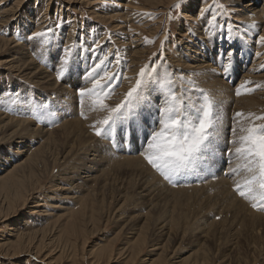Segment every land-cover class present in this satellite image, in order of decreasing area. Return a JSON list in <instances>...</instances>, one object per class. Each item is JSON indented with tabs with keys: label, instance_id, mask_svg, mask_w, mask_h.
I'll return each instance as SVG.
<instances>
[{
	"label": "rangeland",
	"instance_id": "1",
	"mask_svg": "<svg viewBox=\"0 0 264 264\" xmlns=\"http://www.w3.org/2000/svg\"><path fill=\"white\" fill-rule=\"evenodd\" d=\"M248 1L246 0L244 3ZM258 3L261 7L262 1L258 0ZM176 5H179V7H176ZM47 6L46 18L42 19L41 14L44 13ZM237 6V3H234L233 0H28L24 4L22 11L26 8L27 10H25L26 14L22 22L30 20V23H27L28 27L24 28L21 38L17 36L18 33L14 34L15 44L23 46L27 43L26 47H29L30 43L34 45L36 42L45 43L44 45L36 43L35 46H30L28 50L33 54L35 52L32 56L35 58L34 61L37 65L46 69L48 73L56 75L55 73L60 67L59 61L65 58L64 48L61 47L66 40L67 49L71 50L68 55V70L60 80L56 79L57 76H54V80L59 88L65 85L68 86V91L48 89L49 87H46V85L35 88V86L18 77L17 73L10 72L7 67L0 64V83L5 85L0 87V132L2 134L12 132L15 129V124L19 123L18 121L21 122L27 119L29 123L23 122V124H20L22 130L24 128H27V130L29 128L36 129L37 127V130H48L51 139L59 145L56 152L60 155L63 152L65 153L66 150L69 151L71 148L70 140L77 142V136L82 130V132L89 134L91 141L89 140L90 142L87 143L93 144L91 145L93 149H96L99 143L106 142L108 144L106 146L107 152L103 148L99 150V153L103 156H107L110 151L123 157L137 156L148 173L142 179L146 178L149 184L150 181L155 180L163 188L171 190L184 188L187 190L170 193L161 191V196L154 197L153 202L158 205L156 206L163 207L162 209L168 211L177 222V225L174 223L168 225V229L172 226L171 233H168V236L157 234L154 231L155 228L150 225L147 227L148 230L147 228L144 230L146 235L144 234L143 238H146L142 239L137 244L138 246L132 248L133 245L131 244L136 240L137 232L143 225V220H145L143 216L149 213L148 209L150 208V205L147 206L150 202L148 203L145 198L135 194L137 190L139 191V186L136 183L140 177L136 176L137 172L134 173L131 169H128L129 165L135 164V162L123 161L103 166L101 169L107 167L104 174L107 176L103 175L104 180L112 184L105 189L103 194H99L98 191H94L92 188L82 192L81 189L76 190V192L72 189L65 191L64 189L67 188L66 183L64 181L57 182L60 173L65 170L64 166L61 169H48V172L46 171L41 177L40 172H36L40 174H36V177L40 179L34 188H32L33 185L27 187V191L32 188L29 191L30 193H22L26 185H23L24 189L20 188L21 196H25L24 203L20 196L16 197L18 201L10 208H7L6 204V207H4V204L1 205V203L3 195L6 194L4 191L7 190H0V246L9 244L10 241V244H12L17 237L27 235V233H32L35 236V238L26 236L24 237L25 240L23 239V241H30L34 238L29 254L23 253L19 257L10 259V256L6 257V254H4L5 246L3 249L1 247L0 264H48L50 261L49 264H186L188 261L192 263L194 259L198 261L201 257L207 259L204 262L205 264H264V210H259V206L264 201L257 199L256 202L254 200L259 205L255 211L259 215L258 218L251 219L244 214V210L247 208L244 204H248L249 210L254 209L252 207L253 200L241 197L237 190H233L234 186L231 185L232 189L228 188L229 192L233 190L235 193L232 192L233 196L236 195L239 200L242 199L243 206L234 205V208L239 211L236 220L234 217L226 218L223 216L224 212L217 215L218 209L221 208V203L217 201L221 191L208 196L201 204L197 205L194 198L196 194L202 192V189L188 188H197L202 184L197 182H194V184L192 183L193 180L185 179L194 178L197 181V176H202L206 180H210V178L211 180L218 179L223 171L225 172L221 175L226 177V163H229L230 160L232 162L238 157L234 154V150L236 146H239V138L247 135L246 129L248 127L264 125L263 120L256 119L258 116L264 117V107L259 113H252L250 109L252 105L259 107L264 105L261 102L264 99V81L256 80L243 89L239 86L241 91L239 96L232 93V89H235L238 85L236 80L240 78L241 73L238 72L240 68L244 67L242 71H245L250 65V61L258 57L255 48L263 49L262 52H264V43H258L259 37L264 36V13L252 25H242L241 28L240 23L233 21V10ZM185 11L196 14V16L201 15L200 20L197 21L198 23L188 20L191 29H194L200 23L201 30L206 28L207 25L208 29L211 30L210 37H212L209 41H202V47L200 48L211 68H207L198 74L185 71L180 63L182 58L179 56L178 49L184 47L183 45L188 40L187 36L183 38L180 35V32L185 33L188 28V23H183V18L181 19L182 13ZM205 13L206 15H204ZM135 16L138 19L141 17V22L148 24L145 29L139 30L136 35L134 34L136 40H140L139 44L147 53H145V58L142 59L144 61H141L138 65L135 77H132L130 70L132 71L133 68L128 67L131 66L132 58L130 57H132V53L128 50L135 47L132 45V48L127 50L124 47V42H129L128 35L131 32L132 23L134 22L135 25L136 22L137 24ZM41 19L43 22L46 20V22L42 26L44 29L41 27L38 32H46V39L44 37L29 39L28 37L33 35L30 34V30L34 27L33 23ZM41 23L38 22L40 25ZM188 34H190L189 30ZM218 48H221L220 54L217 52L214 59L208 56L209 51ZM229 51L233 53L230 60L227 57ZM11 54H14V51L10 46H7L6 49L1 51L0 62L9 59ZM101 59L104 60V64L97 70V75L103 76L107 72L110 76H114L111 81H102V84L105 85L104 91L108 94L104 99V103L110 107H115L124 99L129 88L135 85L140 69L150 66L147 69L149 74L143 78L144 83L140 90L142 100L137 108L138 120L143 128L142 130L137 129L127 142L123 139V126L117 127L107 138L96 137L92 125L97 124V121L102 120L107 113L100 110L98 105L93 104V97L85 95L83 99L79 95L80 89L92 88L91 79H86L85 74ZM225 65L228 66L227 72L224 71ZM221 70L223 74L219 75ZM161 76L167 81H171L170 84H167V89L174 90L177 96L183 92L185 102L188 104H195L199 107L203 103V94H207L214 105V113L219 118L217 123L218 136L213 140L210 150L197 161L192 171H189L188 174H180L174 179L173 183L165 181L147 164L141 155H137L141 154L138 153L139 151L142 152L145 149L147 135L152 129L153 121L157 120L159 108L164 102L166 89L162 88L158 81ZM132 80H134V83L130 85ZM124 87V91L120 92ZM112 93L113 97L119 93L118 96L121 98L115 96L113 99ZM241 95L246 100L245 102L239 99ZM116 97L118 98L117 102L114 101L117 99ZM248 100L251 101L249 106H247ZM43 105H48V107L43 108ZM94 108L95 110H93ZM34 109L42 116L41 119L32 118ZM237 112L243 115L237 117L235 115ZM97 126L99 125L97 124ZM233 128L236 129L235 133H233ZM241 129H245V131L242 132ZM18 131H20L19 136H22L21 139H17L20 144L4 146L0 149V170L2 171L5 169L9 171L14 165L23 162L26 158V154H16L14 151L26 149L31 144L37 146L46 138L42 134L28 137L26 131L22 132L21 129ZM80 138H83V136L81 135ZM85 139L83 138V140ZM234 140L237 141L235 145L232 143ZM73 148H76V146L73 145ZM231 156H234V159ZM73 161H69L68 165H71ZM228 163L227 165L231 167ZM244 163L240 159L241 171H239L241 175L238 182L241 183V188L244 187L243 180L251 176V173L245 171ZM232 169L234 175L239 172L236 170L234 173V168ZM5 174L1 173L0 177ZM233 174L228 175L233 177ZM136 179L138 180L136 181ZM121 181L127 185L128 189L120 199V197L117 198V195L124 192L125 189V187L122 190L118 189L117 185ZM188 183L192 184L189 186ZM174 184L176 186H173ZM227 185L230 187L229 184ZM217 188L215 187V189ZM56 190L58 191L56 192ZM93 191L95 195H90L89 193ZM260 191L257 187L256 193ZM109 193L112 198L108 195ZM125 198L126 200H124ZM37 203H46V207H40L39 210H47V216L32 213L33 210H36L33 206ZM157 209L154 210V218L162 215L160 210ZM186 214L189 215V220L185 219ZM161 219H164V217ZM165 221H168V216ZM222 224H229L232 226L231 228H238L237 235L235 237L223 233L220 235L218 229ZM173 230L175 232L172 233ZM205 230H207L206 235ZM17 234L19 235L17 236ZM251 234L253 235L249 236ZM40 238L42 241H46H41L44 247L40 254L35 255L33 247H36V244L38 245L37 242ZM59 238L64 243L57 241ZM65 239L69 240L70 243ZM165 240H167L166 243ZM47 242L51 243L47 244ZM252 243L259 246L256 251H254ZM58 245L61 247L59 248ZM46 248L49 250L47 251ZM61 249H64L63 253ZM108 251H111L110 259L108 258ZM59 256H61L60 259H58ZM73 256L75 260L72 258ZM100 256L101 260L97 261L96 258L99 259ZM186 256L187 259H185ZM65 258H67V261ZM188 258L190 259L188 260ZM47 260L48 262H46ZM198 263H201V261H198Z\"/></svg>",
	"mask_w": 264,
	"mask_h": 264
},
{
	"label": "bare ground",
	"instance_id": "2",
	"mask_svg": "<svg viewBox=\"0 0 264 264\" xmlns=\"http://www.w3.org/2000/svg\"><path fill=\"white\" fill-rule=\"evenodd\" d=\"M28 0H0V55H1V51L3 49H6V47L10 46L13 51H14V54H11L9 56V59H6V60H3V62H0V64H2L3 66L7 67L8 70L10 72H15L18 74V77L22 78L24 81H27L28 83H30V85L32 86H35V88H38V87H41L43 85H46V87H49L48 89H59V91H65L67 92L68 91V86H62L59 88V86H57V84L55 83V80H54V74H50L46 71V69H43L40 65H37L35 63V58H33L32 56V52H29V48L30 46L33 47L36 45L33 44V43H28L29 44V47H26V44L25 45H20V44H15L14 42V34L16 35L17 33V36H19V38H21V36L23 35V31H24V28L25 27H28L27 26V23H30V20H27L26 21H23L22 22V19L24 17V15L26 14V9H23L24 7V4L27 3ZM51 1V0H50ZM244 1L246 0H233L234 3H237V7L234 8L233 10V21L234 22H238V24L240 23L241 24V28H242V25L244 26H249V25H252L253 23H255L254 21L260 19V16L264 13V0H261L262 1V4H261V7H259V3H258V0H249L248 2L244 3ZM30 3V2H29ZM204 10V9H203ZM48 12V6L46 7V9L44 10V13L41 14L42 15V19L46 18V14ZM145 13V12H144ZM38 14V13H37ZM203 14V13H202ZM206 15V13L204 14ZM201 16V15H200ZM200 16H196V14H192L188 11H185L182 13V22H187L188 23V28L186 29V32H180V35L181 37L183 38H186V36L188 37V40L186 42L185 45H183L184 47H179L178 49V53H179V56L182 58L181 60V67L182 69H184L185 71H188L189 73L191 74H198V73H201L203 70L207 69V68H211V65L205 60V56L203 55V53L200 51V48L202 47V41H209V39L212 37H210V33H211V30L208 29V25L206 28H203V30H201V25L199 23V25H197V27H195L194 29H191L189 27V21H193L194 23H198L197 21H199L200 19ZM39 17V16H37ZM36 17V18H37ZM136 17V16H135ZM31 18V17H30ZM40 20L38 22H42L41 25L38 24V22H34L33 23V28L30 30V34H33L34 33H37L40 28L45 24L46 20L43 22V20ZM199 19V20H198ZM36 20V19H35ZM135 20L137 21V24L135 22V25H134V22L132 23V26H131V32L129 33L128 37L130 38L128 41L129 42H124V47L127 48H132V45H134V49H131V50H128L130 53H132V62H131V66H128V67H131L133 68L132 71L130 70L131 74H132V77H135L136 75V72L138 71V65L141 63V61H144L142 60L143 58H145V50H143L144 48L141 47V44H139L140 40H136V36H134V34L136 35V33H138L139 30H143L146 28V26L148 25L146 22H141L142 19L141 17L138 19L137 17L135 18ZM189 20V21H188ZM132 21V20H131ZM236 22V23H237ZM40 25V26H38ZM210 25V23H209ZM252 27V26H251ZM43 28V27H42ZM118 29L120 27H117ZM212 28V27H211ZM44 29V28H43ZM188 30H189V33L188 34ZM244 32V31H243ZM249 32V31H247ZM179 33V32H178ZM192 33V34H191ZM32 35V36H33ZM28 37V35H27ZM18 38V39H19ZM201 38V39H200ZM179 39V38H178ZM17 40V39H16ZM22 40V39H21ZM119 40V39H118ZM69 41V40H68ZM24 42V40H23ZM31 42V41H30ZM35 42V40H34ZM211 42V41H210ZM25 43V42H24ZM39 44H43V43H40L38 42ZM37 43V44H38ZM123 43V42H122ZM133 43V44H132ZM177 43V42H176ZM38 44V45H39ZM45 44V43H44ZM43 44V45H44ZM75 44V43H74ZM61 48H64L63 50V54L65 55V50L67 49V41L65 40L64 42V45L61 47ZM75 48V47H74ZM261 48V47H260ZM264 48V47H263ZM71 51V50H70ZM220 51H221V48H218L217 50H212V51H209L208 52V56L211 57L212 59L215 58V55L217 52H219L220 54ZM255 51H256V55L259 53V55H257L258 57L255 58V59H252L250 61V65L246 68L245 71H242L244 69V67H241L240 70L238 72L241 73L240 75V78L237 79L236 81H238V85L235 87V89H232V93L233 95H237L236 92H237V89H239V86L242 87L241 89H243L244 87L246 88V86L254 83L256 80H261V81H264V52L263 49H259L258 47L255 48ZM73 53V52H71ZM35 54V52H34ZM33 54V55H34ZM62 54V55H63ZM63 55V56H64ZM226 59V58H225ZM179 60V59H178ZM256 61H259V62H256ZM61 63V61H59ZM247 62V61H246ZM59 63V64H60ZM58 64V65H59ZM60 66V65H59ZM91 67V66H90ZM60 68V67H59ZM6 69V68H5ZM98 70V69H97ZM102 71V70H101ZM128 72V71H127ZM99 73V72H98ZM56 74V73H55ZM87 74V73H86ZM85 74V76H86ZM102 74V73H100ZM129 74V73H128ZM130 74V75H131ZM223 74L222 70L220 72L219 75ZM97 75V73H96ZM13 76V75H11ZM98 76V75H97ZM100 76V75H99ZM56 78V77H55ZM129 78V77H128ZM126 78V79H128ZM57 79V78H56ZM90 80V79H89ZM125 81V80H123ZM128 81V80H127ZM159 85L163 84L164 85V88L167 89V84H168V81L164 78V77H160L159 78ZM90 82V81H89ZM108 82V81H107ZM132 85L134 83V80L130 81ZM245 82H249V83H245ZM89 84V83H88ZM123 84V83H122ZM129 84V83H128ZM2 83H0V87H3L5 85H3ZM114 85V84H113ZM112 85V86H113ZM111 86V87H112ZM126 86V85H125ZM15 87V86H13ZM16 87H18V85H16ZM87 87V86H86ZM123 87V86H122ZM34 88V87H33ZM86 89V88H85ZM90 89V87H89ZM111 89V88H109ZM113 89V88H112ZM115 89V88H114ZM113 89V90H114ZM117 89V88H116ZM125 87L122 88L120 90V92L124 91ZM119 90V89H118ZM107 93V92H106ZM114 93V92H113ZM113 93H112V97H113ZM119 93H117L115 96H118ZM262 94V93H261ZM261 94H258V95H261ZM114 96V97H115ZM113 97V99H114ZM119 97V96H118ZM86 98V97H85ZM117 98V97H116ZM121 98V97H119ZM84 99V97H83ZM112 99V98H110ZM239 99L243 102H245L246 100L243 98V96L241 95L239 97ZM252 99V98H251ZM250 99V100H251ZM109 100V99H108ZM115 102L118 101V98L114 100ZM264 103V99L263 101H261ZM251 105V101L248 100V103H247V106ZM264 107V105H262L261 107L259 106H255V105H252L250 107L251 109V112L254 113H259L261 111V109ZM8 109V108H7ZM20 113V112H19ZM262 121V120H261ZM264 121V120H263ZM19 123H16L13 131L12 132H7V133H4L2 134L0 132V149H2L4 146H9V145H14V144H20V142L17 140V139H21V137L19 136L20 135V131H18L19 129H21L22 132H25L26 131V135L28 137H31L35 134H42L44 135L46 138L42 140V142L40 144H38L37 146H32L29 145L27 146L26 149H23V150H19V151H14L16 154H21V155H24L26 154V158L24 159L23 162L19 163V164H16L14 165L11 169H9V171H7L6 169L4 171L0 170V175L1 173H6L3 177H0V190H7V191H4L6 192V194L3 195V200H2V203L1 205L4 204V207L7 206V208H10V206L14 205V203H16L18 201V199H16V197H20L21 194H25L26 192L28 193L30 190H32V188H34V186H36L39 182V179L40 178H37L36 177V174L40 175V177L48 170H53L55 168L57 169H61L63 168V166L65 167V170L60 173L61 175L58 177L57 179V182L61 183V182H65L66 183V189H64L65 191H69V190H80L81 192L82 191H85L86 189H89V188H92L94 189V191H98L99 194H103V192L105 191V189L107 187H110L112 184H109L108 182H106L104 180V176H107V175H104L105 174V171H106V168H103L101 169L103 166H107V165H110V163L112 164H116V163H120V162H123V161H127V162H135V164H132V165H129L130 167L128 169H131L132 172H137L136 176L139 178V181L136 183L137 186H139V191L137 190L135 192L136 196H139L141 198H145L147 201H148V205L150 208L148 209L149 213L146 215V216H143V225L140 227V229L138 230L137 232V238L136 240L133 242V245L132 248H134L135 246H138L137 244H139L142 239H145L143 238L144 237V230H146L147 227H149L150 225L155 228V232L160 233V234H163V236L165 235H169L168 233H171L170 229H168V225L169 224H176L177 225V222L173 219V216H171L168 211L166 212L164 209L157 207L158 205L155 204L153 201H154V197L155 196H161V191H166L167 193H170V192H179V191H183V190H187V189H174V190H171V189H168V188H163L162 186L159 185V183L155 180H152L150 181V184H149V181L145 178V179H142L144 178L143 176H146L148 173H147V169L144 168V166L141 164V161L139 160V158L137 156H133V157H123L122 155L120 154H114L112 153V151L108 152L107 153V156H103L99 153V150L101 148L105 149L106 152H107V149H106V146H108V144L106 142L104 143H99V146L96 148V149H93V144H89L87 142H90L91 139L89 137V134H86V132H82V130H80V133L79 135L77 136V142H74L72 140L71 141V148L69 149V151L62 154H58L56 151L57 149V145L56 142H54L52 139H51V134H49V132H47L48 130H43V129H40V130H37L36 129H28L27 128H24L22 130V127L20 126V124H23V122H26V123H29V120L25 119V120H22L21 122L18 121ZM1 129V127H0ZM41 135V136H42ZM83 136V138H86L85 140H83V138H80V136ZM38 139V137H37ZM90 140V141H89ZM92 142L94 143V141L92 140ZM98 144V143H97ZM73 145L76 146V148H73ZM79 148V149H78ZM145 148V147H144ZM75 149V150H74ZM72 150H74L72 152ZM143 151V150H142ZM55 153H56V156H55ZM138 153H141V151H139ZM72 155V156H71ZM138 156H140L141 154H137ZM142 156V155H141ZM235 156V155H234ZM233 156V157H234ZM24 157V156H22ZM72 157V158H71ZM143 157V156H142ZM231 156V158H233ZM236 157V156H235ZM74 160L72 162L71 165H68V162L71 161L70 160ZM142 159V158H141ZM234 159V158H233ZM229 160V159H228ZM71 163V162H70ZM143 163V162H142ZM228 163V162H227ZM226 163V166H225V170H226V177H223L221 174L223 172H221V174L219 175L220 178L218 179H212L210 178V180H206L204 179L202 176H197L196 179L197 181H195L194 178H185V179H191L193 180L192 183L194 182H197L198 184L201 183L202 185L200 187H197V188H188V189H202V192L198 193L195 195V203L197 205L201 204L205 199L208 198V196L210 195H215V193L217 194L219 191H221L218 195V198H217V201L218 203H221V208L218 209V212H217V215L220 213V212H224L223 216H225L226 218H229V217H234L235 220L238 218V214H239V211L238 209L234 208V205H238L240 207L243 206V203H242V199L239 200L238 197L235 195L233 196L235 193L233 192V190L235 189V186L236 184L238 183V180H239V177L241 175V167H240V158L237 157L235 160H233L231 162L228 163L229 165H231V167H229ZM25 164V165H23ZM144 164V163H143ZM237 166H236V165ZM239 165V166H238ZM228 166V167H227ZM235 166L237 167L235 169ZM227 167V168H226ZM234 170H240L239 172H237V174L235 175H238V176H235L233 174V169ZM227 169H229L227 171ZM7 171V172H6ZM130 171V170H129ZM36 172H40L39 173H36ZM48 172V171H47ZM54 172V171H53ZM128 172V170H127ZM131 172V173H132ZM236 171H234L235 173ZM125 173V172H124ZM129 173V174H131ZM189 172H184V174H188ZM232 173L233 177H229L228 174ZM128 174V173H127ZM133 174V173H132ZM104 175V176H103ZM125 175V174H123ZM131 176V175H130ZM185 176V175H183ZM228 176V177H227ZM50 177V176H49ZM127 177V176H126ZM135 177V176H134ZM135 177V178H137ZM235 178V179H234ZM107 180V179H106ZM121 180V179H120ZM124 180V179H123ZM138 179H136L137 181ZM205 180V181H204ZM50 181V180H49ZM131 182V180H129ZM133 181V180H132ZM135 181V182H136ZM142 181V182H141ZM125 182V181H124ZM203 182V183H202ZM228 182V183H227ZM119 183V182H118ZM191 183V184H192ZM115 184V183H114ZM189 184V183H188ZM189 184V186L191 185ZM195 184V183H194ZM229 184L230 187L227 185ZM23 185H26L25 186V189H24V186ZM30 185H33L31 189H29L27 191V187H29ZM53 185V184H52ZM58 185V184H57ZM186 185V184H185ZM197 185V184H196ZM234 186L232 192L234 194H232V192L228 190V188H230V190L232 189L231 187ZM23 186V187H22ZM43 186V185H42ZM195 186V185H193ZM198 186V185H197ZM40 187V186H39ZM64 187V186H63ZM118 189H121L125 187L124 189V192H121L120 194L122 195H117L120 199L121 197H123V195L126 194V189L127 188V185H125L123 183V181H121L118 185H117ZM215 187H218L217 189H215ZM21 189H24V191L21 193ZM59 188V187H57ZM161 188L163 189H166V190H161ZM38 189V188H37ZM63 190V189H62ZM61 190V191H62ZM217 190V191H216ZM36 191V190H35ZM34 191V192H35ZM58 190H56L57 192ZM79 191V192H80ZM92 191V190H91ZM94 191L89 193L90 195H93L94 194ZM108 191V190H106ZM116 191V190H115ZM118 191V190H117ZM214 191V192H213ZM235 191V190H234ZM46 192V191H45ZM55 192V191H54ZM213 192V193H211ZM3 193V191H2ZM30 193V192H29ZM105 193V192H104ZM108 193V192H107ZM114 193V192H113ZM118 193V192H117ZM160 193V194H158ZM210 193V194H209ZM58 194V193H57ZM63 194V193H62ZM88 194V195H89ZM98 194V193H97ZM96 194V196H97ZM205 194H209V195H205ZM95 195V194H94ZM110 195V193L108 194ZM166 195V194H165ZM99 196V195H98ZM104 196V195H103ZM176 196V195H175ZM91 197V196H90ZM93 197V196H92ZM107 197V196H106ZM111 197V195H110ZM109 197V198H110ZM126 197V196H125ZM170 197V196H168ZM172 197V196H171ZM100 199V197H98ZM108 198V199H109ZM112 198V197H111ZM110 198V199H111ZM115 198V197H114ZM21 199H22V202L24 203L25 202V196L22 197L21 196ZM103 199V198H102ZM118 199V200H120ZM27 200V199H26ZM93 200V199H92ZM126 200V198L124 199ZM257 200V199H256ZM255 200V201H256ZM97 201H100V200H97ZM96 201V202H97ZM110 201V200H109ZM116 201V200H115ZM146 201V202H147ZM255 201L253 200L252 203H255ZM102 202V200H101ZM117 202V201H116ZM257 202V201H256ZM121 203V202H120ZM6 204V206H5ZM105 204V203H104ZM103 205V204H102ZM116 205V203H115ZM157 205V206H156ZM248 204H244L245 207H247L245 210H244V214L251 218V219H255V218H258V213H256V209H250L248 208L247 206ZM25 206V205H24ZM118 206V205H117ZM259 206V205H258ZM36 210H33V214H38V215H41V216H47L48 213H47V210H43V211H40L39 208L40 207H43L45 208L46 207V203H37L33 206ZM105 207V206H103ZM115 208V207H114ZM159 209L160 212L162 213V215H159L157 216L156 218H154L155 216V211L156 209ZM1 209V208H0ZM19 209V208H18ZM22 209V207H21ZM120 209V208H119ZM157 209V210H158ZM162 209V210H161ZM110 210V209H109ZM10 212V211H9ZM159 212V211H158ZM3 213V212H2ZM106 213V212H105ZM117 213V212H116ZM114 213V214H116ZM1 214V212H0ZM100 214V213H99ZM106 216V215H105ZM108 216H109V213H108ZM167 216H168V221L166 222L165 221V218L167 219ZM162 217H164V219H161ZM4 218V217H3ZM102 218V217H101ZM117 218V217H116ZM154 219V220H153ZM185 219H188L189 220V215L186 214V217ZM234 220V221H235ZM86 221V220H85ZM233 221V222H234ZM92 222V221H91ZM150 224H149V223ZM190 224V223H188ZM91 225H93V223H91ZM174 225V226H176ZM88 226V225H87ZM125 226V225H124ZM173 226V228H174ZM95 227V226H94ZM232 226L229 225V224H222L219 229H218V233L220 235L223 234H227L231 237H235L237 234L236 232L238 231V228L236 227H233L231 228ZM176 229H179L177 227H175ZM25 229V228H24ZM75 229V228H74ZM89 229V228H88ZM132 229V228H131ZM73 230V228H72ZM79 230V229H78ZM148 230V228H147ZM165 230V231H164ZM80 231V230H79ZM82 231V230H81ZM137 231V230H136ZM207 230H205V235H206V232ZM14 232V231H13ZM16 232V231H15ZM14 232V233H15ZM35 232V231H34ZM71 232V231H70ZM69 232V233H70ZM75 232V231H74ZM133 232V231H132ZM175 232L174 230L172 231V233ZM17 233V232H16ZM25 233V232H24ZM36 233V232H35ZM78 233V231H77ZM81 233V232H80ZM120 233V232H119ZM180 233V232H178ZM202 233H204V231H202ZM258 233V231H257ZM72 234V233H71ZM69 234V235H71ZM76 234V233H75ZM134 234V233H133ZM200 234V233H199ZM19 234H17L18 236ZM146 235V234H145ZM253 234L249 235V236H252ZM16 236V237H17ZM31 237L33 236L35 238V236L31 233H27V235H23V236H19L17 237L12 243L10 241L9 244H2L3 246H0V250H1V247L3 249V247L5 246V253L6 254L5 256L6 257H11L10 259L12 258H15V257H19L21 254L23 253H28L32 248L31 247V244L32 242H34V238L32 240H27V241H23V239L25 240L24 237ZM38 236V235H37ZM36 236V237H37ZM44 236V235H43ZM77 236V234H76ZM158 236V235H157ZM172 236H175V235H172ZM204 236V235H203ZM15 237V236H14ZM41 237V236H40ZM179 237V236H178ZM200 237V236H199ZM206 237V236H205ZM1 238V237H0ZM32 238V237H31ZM39 238V237H38ZM74 238V237H73ZM203 238V237H202ZM230 238V237H229ZM28 239V238H27ZM37 239V238H36ZM43 239V237H42ZM72 239V238H71ZM70 239V240H71ZM149 239V238H148ZM146 239V240H148ZM206 239V238H205ZM10 240V239H8ZM48 240V239H47ZM56 240V239H55ZM67 240V239H65ZM36 241V240H35ZM41 238L40 240L37 242L38 245L36 244V247H33L34 250H35V255L37 254H40L42 249H43V245H42V242L46 241H42ZM52 241V240H51ZM57 241H62V239L59 240L57 239ZM69 243L70 241L67 240ZM167 240H165V243H166ZM229 241V240H228ZM5 242V241H3ZM63 242V241H62ZM169 242H171L169 240ZM227 242V241H226ZM8 243V242H7ZM51 242H47V244H49ZM53 243V242H52ZM56 243V242H55ZM59 243V242H57ZM64 243V242H63ZM61 243L62 245H65L66 244V241H65V244ZM72 243V242H71ZM168 243V242H167ZM44 244V243H43ZM46 244V243H45ZM60 244V243H59ZM143 244V243H142ZM164 244V243H163ZM253 244V243H252ZM106 245V244H105ZM254 245V251H256L259 246H256L255 244ZM51 246V245H50ZM53 246V245H52ZM68 246V244H67ZM66 246V248H67ZM49 247V246H47ZM54 247V246H53ZM59 247V245H58ZM58 247L56 246V248L58 249ZM61 247V246H60ZM59 247V248H60ZM69 247V246H68ZM131 247V246H130ZM55 248V247H54ZM65 248V249H66ZM47 249V248H46ZM52 249V248H51ZM72 249V248H71ZM104 249V248H103ZM49 249H47L48 251ZM56 250V249H55ZM54 250V251H55ZM62 250V249H61ZM64 250V249H63ZM63 250H62V253H63ZM70 250V249H69ZM77 250V249H76ZM135 250V249H134ZM3 251V250H2ZM46 251V253H47ZM53 251V252H54ZM68 251V250H67ZM72 251V250H71ZM128 251V250H127ZM132 251V249H131ZM159 251V249H158ZM1 252V251H0ZM52 252V253H53ZM73 252V251H72ZM71 252V253H72ZM77 252V251H76ZM109 255H108V258L110 259L111 257V251H108ZM133 252V251H132ZM43 253V252H42ZM45 253V252H44ZM174 253V252H173ZM172 253V254H173ZM202 253V252H201ZM25 254V255H26ZM29 254V253H28ZM33 254V253H32ZM51 254V253H50ZM49 254V255H50ZM58 254V252H57ZM65 254V253H64ZM77 254V253H76ZM192 254V253H191ZM69 255V254H68ZM73 255V254H72ZM79 255V254H78ZM161 256V254H159ZM164 255V253H163ZM174 255V254H173ZM194 255V254H193ZM205 255V254H203ZM202 255V256H203ZM208 255V254H207ZM29 256V255H28ZM42 256V255H41ZM62 256V254H61ZM61 256H59L58 259L61 258ZM80 256V255H79ZM133 256V255H132ZM191 256V255H190ZM35 257V256H34ZM44 257V256H43ZM53 257V256H52ZM58 257V256H57ZM64 257V256H63ZM135 257V256H134ZM33 258V257H32ZM48 258V257H47ZM67 258H70V257H67ZM67 258L66 261H67ZM74 259V256L72 257ZM124 258V257H123ZM122 258V259H123ZM128 258V257H127ZM185 258V257H184ZM57 259V258H56ZM57 259V260H58ZM170 259V257H169ZM172 259V258H171ZM187 259V256L186 258ZM190 258H188L189 260ZM49 260V259H48ZM48 260L46 262H48ZM52 260V259H51ZM75 260V259H74ZM97 261L101 260V256L100 258H96ZM206 258L205 257H201L200 260L198 261H201V263H198V261H195V259L193 260V262L191 264H202L204 262H206ZM56 261V260H55ZM72 261V260H70ZM128 261V260H127ZM185 261V260H184ZM187 261V260H186ZM185 261V262H186ZM195 261V262H194ZM11 262V261H10ZM51 262V261H50ZM49 262V263H50ZM91 262V261H90ZM184 262V263H185ZM40 263V262H39ZM45 263V262H44ZM48 263V264H49ZM132 263V262H131ZM136 263V262H135ZM190 264L189 261L186 262V264ZM90 264V263H89ZM205 264V263H204Z\"/></svg>",
	"mask_w": 264,
	"mask_h": 264
},
{
	"label": "snow or ice",
	"instance_id": "3",
	"mask_svg": "<svg viewBox=\"0 0 264 264\" xmlns=\"http://www.w3.org/2000/svg\"><path fill=\"white\" fill-rule=\"evenodd\" d=\"M41 37L46 39L47 33L37 32L28 38ZM258 43H264V36L259 37ZM69 52L70 50H65V58L61 60L60 68L56 73L57 80H60L68 70ZM232 56L233 53L229 51L227 53L229 60ZM103 64L104 60L101 59L86 74V79H91L92 88L80 89L79 95L93 97V104L107 113L102 120L97 121L99 126L92 125L96 137L107 138L117 127L123 126V139L127 142L137 129L143 128L138 120L137 108L142 100L140 90L144 83L143 78L149 74L147 69L150 66L140 69L135 85L129 88L124 99L115 107H110L104 103L108 94L104 91L105 85L102 81H111L114 76H110L107 72L103 76L96 75L97 69ZM224 71H228L227 65L224 66ZM168 83L170 84L171 81ZM161 87L163 88L164 85L161 84ZM236 94L238 96L241 94L240 89H237ZM47 107L48 105H43V108ZM235 115L241 117L243 114L237 112ZM32 118L41 119L42 116L34 109ZM218 119L214 113V105L207 94H203V103L197 107L195 104L185 102L183 92L177 96L174 90L168 88L165 90L163 105L159 108L157 120L153 121L152 129L146 138V147L141 155L165 181L173 183L180 174L192 171L197 161L210 150L213 140L218 136ZM256 119L264 120V117L258 116ZM235 131L236 129L233 128V133ZM246 131L247 135L239 138V146L235 147L234 154L245 162L243 167L245 171L251 173V176L243 180V188L238 182L235 190L246 199L264 201V125L250 126ZM232 143L235 145L237 141L234 140ZM257 187L261 190L259 193H256ZM252 207L257 209V203H252ZM259 210H264V203L259 206Z\"/></svg>",
	"mask_w": 264,
	"mask_h": 264
}]
</instances>
